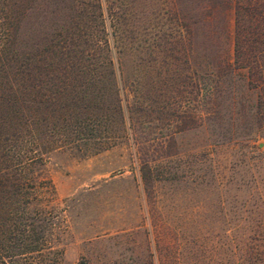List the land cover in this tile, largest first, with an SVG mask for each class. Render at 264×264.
Here are the masks:
<instances>
[{
	"label": "rangeland",
	"instance_id": "1",
	"mask_svg": "<svg viewBox=\"0 0 264 264\" xmlns=\"http://www.w3.org/2000/svg\"><path fill=\"white\" fill-rule=\"evenodd\" d=\"M14 12L23 51L69 33L65 53L29 63L54 76L39 82L41 105L8 87L27 61L0 66V168L24 164L53 216L50 247L9 264H248L264 252V0H0V23ZM8 211L20 238L19 204Z\"/></svg>",
	"mask_w": 264,
	"mask_h": 264
},
{
	"label": "trees",
	"instance_id": "2",
	"mask_svg": "<svg viewBox=\"0 0 264 264\" xmlns=\"http://www.w3.org/2000/svg\"><path fill=\"white\" fill-rule=\"evenodd\" d=\"M22 19V12H14L7 22L0 23V66L4 59H11L12 61H18L17 59L23 58V60L27 61L26 67L23 71L21 68H16L17 76L16 81L11 82L9 80L8 87L11 89L20 88V94L26 95V101L28 105H32V103L40 104L43 102V98L47 95L45 93L38 92V87L40 85L39 82H42V77L48 76L47 81H52L54 76L45 73L38 65L30 66L29 63L31 60L36 61L38 57L44 55L45 52H51L52 56H54L55 52L51 51V46H58V52H66L68 49L66 45V41L68 38L69 30L68 28H61L56 30L49 38L46 39L43 45L38 48L39 44L35 45L36 47L32 51H23L17 46V34L19 30V24ZM54 40H58L57 42ZM56 42V45L54 44ZM9 61V60H8ZM28 64V65H27ZM50 66V65H49ZM75 62L65 61V68H74ZM51 69L52 66H50ZM50 69V70H51ZM49 70V69H48ZM69 73L66 74L67 80H64V90L63 93L71 96L72 89L68 90L69 85H73L74 81L73 77L70 76ZM65 77V76H64ZM109 77V76H108ZM56 78V76H55ZM111 79V78H110ZM75 81L77 80L74 79ZM44 82V81H43ZM88 84L94 86L97 84V80L90 78L88 80ZM103 84V83H102ZM96 86V85H95ZM104 86V85H103ZM97 87V86H96ZM100 90L105 89V86L100 88ZM93 89H88L87 93L89 95L90 100L96 103L95 98L98 90L94 93ZM68 92V93H67ZM16 94L13 95V100L16 101ZM44 95V96H43ZM50 100V99H49ZM48 100V101H49ZM47 101V102H48ZM38 104V105H39ZM51 104V103H49ZM71 107H77V104L72 100ZM32 108V107H27ZM35 109H31L32 111H36ZM91 109H100L99 107H94ZM56 110V109H55ZM54 110V111H55ZM2 111V109H0ZM3 112V111H2ZM108 112V111H107ZM23 116V114H21ZM8 115L3 112V115L0 117V121L2 123L5 122V119ZM97 116V115H96ZM108 119V118H107ZM99 121V120H98ZM95 125L100 126V122L94 121ZM98 138L111 137L110 135L105 136H96ZM72 143V141H70ZM113 143V142H112ZM109 145V143H106ZM24 164H19L18 168L15 171L8 170V167L0 168V264H9V262H18L22 260V257L30 256L32 254H40L44 248H49V242L52 239V234L50 232V225L52 222V211L47 209L46 207L34 204V201L38 200L39 197V189L44 187H39L37 184L33 182L31 176L24 171ZM14 204H19L20 212L18 213L19 220H22V233L18 234L19 237L13 235L14 227L9 226L6 227V223L9 220H13L9 215L14 214V211H8L10 206ZM17 214V213H16ZM14 214V215H16ZM17 240H19V246L17 247ZM18 248V250H17ZM13 249H15L16 253H14ZM34 260V256H32ZM249 259L248 264H264V252L255 251L254 255H252L251 260Z\"/></svg>",
	"mask_w": 264,
	"mask_h": 264
}]
</instances>
